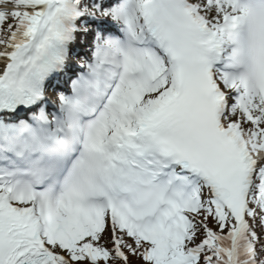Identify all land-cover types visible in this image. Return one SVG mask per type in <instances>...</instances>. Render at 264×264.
Wrapping results in <instances>:
<instances>
[{"label":"snow or ice","instance_id":"obj_1","mask_svg":"<svg viewBox=\"0 0 264 264\" xmlns=\"http://www.w3.org/2000/svg\"><path fill=\"white\" fill-rule=\"evenodd\" d=\"M0 264H264V0H0Z\"/></svg>","mask_w":264,"mask_h":264}]
</instances>
